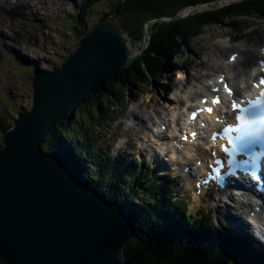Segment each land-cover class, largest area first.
<instances>
[{
    "label": "trees",
    "instance_id": "obj_1",
    "mask_svg": "<svg viewBox=\"0 0 264 264\" xmlns=\"http://www.w3.org/2000/svg\"><path fill=\"white\" fill-rule=\"evenodd\" d=\"M218 1L223 0H78L75 17L78 39L85 34L82 29L87 12L102 2H110L112 6L95 27L115 15L133 44L144 41V26L149 22L148 45L132 65L109 75L78 106L61 113L41 143L43 151L61 155L67 171L78 182L86 178L87 189L128 218L138 241L124 247V264H228L230 258L232 264H264L242 237L219 234L205 218L194 220L185 213L182 202L171 199V189L167 186L138 182L134 169H121L110 160L96 158V147L86 144L90 141L88 132H78L82 117L92 120L98 115L99 120L119 107L110 100L122 97V90L138 84H157L162 74L163 80L167 79L173 52H178L175 60L187 52L189 37L204 29L228 27L241 20L264 21V0H235L223 7L177 18L185 10ZM106 110L108 114L103 113ZM1 120L0 117V133L4 134L11 124ZM137 191L143 192L141 199H135ZM0 264H6L1 257Z\"/></svg>",
    "mask_w": 264,
    "mask_h": 264
},
{
    "label": "water",
    "instance_id": "obj_2",
    "mask_svg": "<svg viewBox=\"0 0 264 264\" xmlns=\"http://www.w3.org/2000/svg\"><path fill=\"white\" fill-rule=\"evenodd\" d=\"M127 42L120 21L110 16L79 39L60 69L34 70L30 109L17 113L0 148V257L6 264H124V247L138 241L125 215L78 183L59 155L41 149L61 113L130 67L136 56Z\"/></svg>",
    "mask_w": 264,
    "mask_h": 264
},
{
    "label": "rangeland",
    "instance_id": "obj_3",
    "mask_svg": "<svg viewBox=\"0 0 264 264\" xmlns=\"http://www.w3.org/2000/svg\"><path fill=\"white\" fill-rule=\"evenodd\" d=\"M232 1L235 0L200 5L195 9L183 11L180 17L190 15V11L194 13L207 8H218ZM17 3H21L22 7H15L14 0H9L8 4L0 9V51L2 53V59H0V117L4 124H12L17 119L18 112L29 110L32 102L31 78L34 70L60 69L66 59L77 49L79 41L75 32L78 0H19ZM29 6L34 12L41 13L42 21L36 22L37 20L30 14ZM111 6L110 2H102L90 9L85 18L83 33L95 27ZM31 13L33 14V12ZM234 27L236 29L224 26L204 29L194 38L189 37L186 44L190 49H188V53H185L187 62L183 66L170 67L171 77L167 78L168 80H163V83L154 86L138 84L137 87L134 86L135 88L132 86L127 90H122L121 93L122 96H125L126 103L123 102V99L117 103L115 99L117 97L110 100L112 103L121 105L116 113L118 119L113 122L101 120L104 122L101 127H93V130L97 131L93 141L103 143L105 148L111 149L113 154L126 146L130 148V154L134 158L139 160L145 158L148 162H152V158L155 157L160 162H165L168 169L158 171L157 175H165V179L170 180L176 186L177 199H183L184 203L189 205L190 213L201 215L202 212H198L201 208L202 211L206 210L210 215H213L216 220L221 217L217 213L227 205L221 201L214 202L213 200L199 202L193 192L195 191L194 185H192L193 179L181 177L178 180H173L176 176H182L181 172L184 166H195L194 158L178 157L176 160L174 154L173 158H170L172 155L170 153L171 144L166 137L174 134L173 126L160 137L149 132L147 127L152 125V122H157L153 129L159 130L160 123L167 126V123L176 117L182 119L183 108L190 109L182 99L192 95L188 101L190 106L194 104L197 97L196 92H201L198 88L199 84H206V80L210 77L215 81L216 65L221 61L226 62L230 53H240L245 48L254 50L241 58L244 66H248L252 57L259 51V44L264 41V22L250 20L235 23ZM230 38L231 41H229ZM129 46L132 51H135L132 54L136 56L144 45L143 42L137 44L130 42ZM220 51L222 53H219ZM220 54H222L221 58ZM175 57L173 54L170 60L173 58L175 60ZM176 59L183 61L184 57L180 55ZM33 67L34 70H32ZM204 69V73L208 75L200 77L201 71ZM240 70H242L241 67H236L235 72L238 73ZM186 75L191 79L188 80L190 84L183 86ZM228 78L234 81L230 75ZM172 86H176L177 89H172ZM150 91H153L154 94ZM136 97V102H132ZM161 105L166 106L167 109L162 110ZM131 112L135 113L134 117L130 115ZM145 112L151 116L150 121L147 120ZM103 113L108 114V111H103ZM98 122H100L98 115L92 120L82 117V126L78 132L88 128L93 133L92 124ZM133 124L135 127L134 130H131ZM2 135L0 133V148L3 146ZM181 148L180 155H184V149L189 150L184 145ZM193 173L195 174L194 171ZM137 181L140 182L138 178ZM142 195L143 192L137 191L134 197L141 199ZM218 206L220 208H217ZM232 263L233 259L230 258L228 264Z\"/></svg>",
    "mask_w": 264,
    "mask_h": 264
},
{
    "label": "snow or ice",
    "instance_id": "obj_4",
    "mask_svg": "<svg viewBox=\"0 0 264 264\" xmlns=\"http://www.w3.org/2000/svg\"><path fill=\"white\" fill-rule=\"evenodd\" d=\"M233 59H235V57H233ZM262 68H264V65H262ZM262 86H264V77L260 78L258 84L253 85L254 88H260ZM225 92H227L229 96L233 95L231 89L227 85H225ZM219 102L218 97L212 100L213 104H218ZM231 109L234 113L235 126L229 125L225 127L221 138L227 137L228 139V147L222 146V151L234 157L238 153H244L248 150L250 145L260 134L264 133V90H261L255 99H233L231 102ZM203 110L209 112V114L212 112L211 108ZM195 116L196 114H193V118H195ZM229 133L239 134L231 137L227 136ZM213 139H216L215 135ZM215 163H220V161H215Z\"/></svg>",
    "mask_w": 264,
    "mask_h": 264
},
{
    "label": "bare ground",
    "instance_id": "obj_5",
    "mask_svg": "<svg viewBox=\"0 0 264 264\" xmlns=\"http://www.w3.org/2000/svg\"><path fill=\"white\" fill-rule=\"evenodd\" d=\"M8 2H9V0H8ZM8 2H7V0H0V4H1V7H2V4L3 5H6V4H8ZM17 2H19V0H14V3H15V7H17V8H20V7H22V4L20 3V4H18ZM10 4V3H9ZM210 4H213L212 2H210V3H207V4H204V5H210ZM224 6V5H223ZM222 6V7H223ZM24 7V6H23ZM28 9L30 10V14L31 15H33L34 16V18L37 20L36 22H40V21H42L41 19V13H37V12H34L33 10H32V7H28ZM31 12H33V14L31 13ZM139 12V11H138ZM193 14V13H192ZM262 45V44H261ZM261 45L259 46V49H260V47H261ZM127 46H128V51H129V55H130V57H133V54H132V52H135L134 50L133 51H131L132 49L129 47V45H128V42H127ZM250 51H254V50H250V49H243L240 53H238V58H237V60H236V62L235 63H237V65L238 66H240V63H241V58H242V56H245V55H247ZM259 53V52H258ZM258 53H256L253 57H252V59L253 58H255V56L258 54ZM232 54V53H231ZM230 54V55H231ZM229 55V56H230ZM229 56L226 58V62H224V64H223V66L222 67H217V68H215V73L217 74L216 75V79H218L220 76H222L223 74H226V79H228V75L230 74V73H232L233 72V70L236 68V66H235V64H233V65H229L228 63H227V61H228V58H229ZM251 59V60H252ZM134 61V60H133ZM133 61L131 62V64H130V66L132 65V63H133ZM251 62V61H250ZM249 62V63H250ZM241 68L243 69V73H245V75H248V73H246V69H247V67H244V66H242L241 65ZM255 71H257V68H256V63L255 64H253V67H252V71H251V73H254ZM204 75H207V74H204ZM187 80H190V78H189V76H187ZM225 80V79H224ZM226 81V80H225ZM216 82V81H215ZM215 82H213V81H209V83H211V84H215ZM200 87L201 88H204L203 90H202V93L201 94H198L197 95V97H196V99H195V101L199 98V97H201V96H204L203 95V93H205L206 95L208 94V92L209 91H207V89L203 86V84L202 85H200ZM186 104H187V106L189 105V101L188 100H186ZM161 108L163 109V110H165L166 109V107L165 106H161ZM186 110V109H185ZM134 117V116H133ZM216 117V116H215ZM161 125H163V124H161ZM160 125V126H161ZM158 136H160L161 135V133H158L157 134ZM195 147H192V150L194 149ZM174 150V149H173ZM45 152V151H44ZM47 153V152H46ZM169 153V152H168ZM48 154H56V153H48ZM167 154V153H166ZM58 155V154H57ZM59 156H61V155H59ZM170 156V155H169ZM178 159V158H177ZM176 159V160H177ZM176 162V161H175ZM258 185V184H257ZM172 187V186H171ZM257 187H259V189H260V186H257ZM207 189H203L202 190V192H201V194H205V196H208V194H210V192L209 191H206ZM215 196L217 195V194H215V193H213ZM225 194L224 193H220L219 194V196H224ZM252 195H253V197H255V199H258V197H256L255 196V193H252ZM218 196V195H217ZM236 206L237 207H239L240 209H242V214L244 215V214H249L250 212H252V210H251V208L252 207H255V205H254V203H253V201H251V200H248V202L246 203V204H244V203H237L236 204ZM246 207V208H245ZM218 208H220V207H218ZM247 208H250V210H247ZM240 210H238V212H239ZM238 212H236L235 213V215H233V218H231L230 219V221L228 222V224L231 226V227H235V228H241V232L242 233H247V227L248 226H250V224L248 223V222H246L244 219H243V215H241V216H239L238 215ZM230 215V212H229V209L228 208H223L222 209V211L221 212H219V213H217V215H219V216H223V215ZM259 214H261V213H259ZM258 215H256V217H257ZM260 216V215H259ZM251 219L249 218V221H250ZM245 222V226L243 225V222ZM251 222H254V219H252L251 220ZM252 233H253V235L252 236H254V235H256L255 233V231L254 230H250Z\"/></svg>",
    "mask_w": 264,
    "mask_h": 264
},
{
    "label": "clouds",
    "instance_id": "obj_6",
    "mask_svg": "<svg viewBox=\"0 0 264 264\" xmlns=\"http://www.w3.org/2000/svg\"><path fill=\"white\" fill-rule=\"evenodd\" d=\"M230 3V2H229ZM228 3V4H229ZM10 5V4H9ZM200 6V5H199ZM196 7H198V6H196ZM192 9H194V8H192ZM111 16H114L115 18H116V16L115 15H111ZM110 17V16H109ZM185 17V16H184ZM177 18H180V16H177ZM117 19V18H116ZM106 20V19H105ZM118 20V19H117ZM149 23V22H148ZM148 23L147 24H145V26H144V40H145V37H147L148 38V36H147V34H146V28H147V25H148ZM100 24V23H99ZM98 24V25H99ZM97 25V26H98ZM96 26V27H97ZM95 28V27H94ZM94 28H92L91 30H93ZM91 30H89V31H87V32H84L85 34L86 33H88V32H90ZM127 37H128V35H127ZM195 36H193V37H190V38H194ZM81 38V37H80ZM79 38V39H80ZM128 39H129V37H128ZM190 40V39H189ZM131 41H130V39H129V42H128V45H129V43H130ZM148 42H149V38H148ZM143 47H142V49L139 51V53L136 55V56H138V55H140L141 54V52L147 47V45H148V43L146 44V46H145V44H144V41H143ZM130 47V46H129ZM145 47V48H144ZM131 48V47H130ZM176 53H178V52H176ZM176 53H174L175 54V56H177L178 54H176ZM180 53H182V52H180ZM186 52H184V54H185ZM187 53H188V51H187ZM171 61V60H170ZM30 109V108H29ZM12 125V124H11ZM61 157V156H60ZM61 160H62V157H61ZM63 162V161H62ZM64 164V163H63ZM112 164H115L116 165V167H119V165H118V163L117 162H112ZM65 166V165H64ZM129 167V166H128ZM66 168V167H65ZM131 169V168H130ZM75 179V178H74ZM86 180V178H83V179H81V185H83L84 187H85V185H84V182H86L85 180ZM76 180V179H75ZM139 180H141V179H139ZM77 181V180H76ZM79 183V182H78ZM145 183H147V180H146V182ZM89 190V189H88ZM90 191V190H89ZM92 192V191H91ZM94 193V192H93ZM95 194V193H94ZM96 195V194H95ZM97 196V195H96ZM99 197V196H98ZM100 198V197H99ZM120 212V211H119ZM121 214H123L122 212H120ZM124 215V214H123ZM132 242V241H131ZM124 256V255H123ZM125 259V258H124Z\"/></svg>",
    "mask_w": 264,
    "mask_h": 264
}]
</instances>
